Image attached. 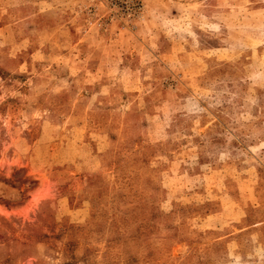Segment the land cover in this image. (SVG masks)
Here are the masks:
<instances>
[{
	"label": "rangeland",
	"instance_id": "1",
	"mask_svg": "<svg viewBox=\"0 0 264 264\" xmlns=\"http://www.w3.org/2000/svg\"><path fill=\"white\" fill-rule=\"evenodd\" d=\"M0 264H264V0H0Z\"/></svg>",
	"mask_w": 264,
	"mask_h": 264
}]
</instances>
